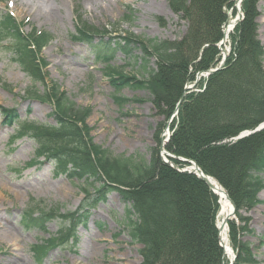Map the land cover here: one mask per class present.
<instances>
[{
	"label": "rangeland",
	"instance_id": "1",
	"mask_svg": "<svg viewBox=\"0 0 264 264\" xmlns=\"http://www.w3.org/2000/svg\"><path fill=\"white\" fill-rule=\"evenodd\" d=\"M46 1L53 8L52 14L38 11L36 15L37 8L29 14V7L25 8L27 13L23 10L26 0H0V264H141V245L131 239L126 228L128 204L120 193L101 192L96 199L86 196L83 187L93 194L91 185L74 175L70 166L69 170L60 169V158L37 154L38 142L45 138L62 144L55 128L45 125L59 124L56 100L48 101L42 95L46 87L57 86L76 109L81 108L84 122L71 120L90 143L115 155H140L150 160L152 150L159 149L166 138L168 120L177 103L158 104L143 88L119 90L115 81H123L120 76L131 74L138 64L125 65L126 48L114 46L132 39H181L188 30V21L175 12L171 0H159L157 6H148L150 0H111L106 6H91L85 0ZM225 10L228 20L237 16L234 6ZM8 14L22 22L24 32L35 29L50 34V43L37 58L46 84L33 86L26 65L16 58L17 43L6 27ZM252 22L249 27L257 29L264 44V0L256 3ZM85 26L101 33L95 39L83 37ZM78 32L83 36L78 37ZM232 35L233 31L224 46L227 53L233 45ZM100 41L109 45L102 46L107 53L104 60L95 58L100 48L93 42ZM219 52L220 59L223 55ZM228 56H232L230 51ZM107 62L115 67H107ZM151 64L155 66V59ZM135 76L140 80L139 75ZM188 82L195 81L189 78ZM204 84L202 79L194 89L200 90ZM117 90L120 98L130 101L122 102ZM10 111L16 122L7 119L2 124ZM24 122L30 127L21 136L18 131L24 130ZM31 122L37 125L36 138ZM159 161L171 165L160 155ZM176 165L183 166L178 162ZM259 199L261 202L246 214L255 236L246 240L256 243L260 239L264 242V189ZM41 208L56 215L47 213L41 218L39 230L27 229L21 221L22 212ZM230 223L231 240V228L239 227L240 222L235 219ZM6 231H11L9 238L2 236ZM12 236L17 237V246ZM252 259L251 264H264V246L258 253L253 251Z\"/></svg>",
	"mask_w": 264,
	"mask_h": 264
},
{
	"label": "trees",
	"instance_id": "2",
	"mask_svg": "<svg viewBox=\"0 0 264 264\" xmlns=\"http://www.w3.org/2000/svg\"><path fill=\"white\" fill-rule=\"evenodd\" d=\"M258 1L244 0L245 18L232 35V56L222 70L209 76L200 91L185 97L167 145L170 151L194 159L206 173L217 178L234 201L241 222L239 227L231 228L233 246L240 248L234 264H251L253 250L258 251L263 245L262 241L257 245L244 240L253 232L244 213L259 202L258 194L264 189V130L229 141L264 122V45L257 29L249 27ZM233 2L171 0L175 12L188 21L186 34L173 41L116 42V48L124 46L127 50L125 65L138 64L137 70L132 68L134 75L120 76L121 82L114 80L118 89L143 88L158 104L175 105L189 78L194 79L196 72L215 62L219 54L216 44L228 20L224 8L231 7ZM6 21L10 36L17 43L16 58L26 65L33 85L46 84L37 60L51 40L49 33L34 30L25 34L16 19L8 15ZM153 58L155 66L151 64ZM135 74L140 75V80H136ZM42 96L48 101L56 100L59 124L45 125L55 128L62 144L45 138L38 142L37 154L60 158V169H70L91 185L93 194L83 187L86 196L96 199L101 192L120 193L128 204L126 228L131 239L142 245L141 264H222L223 249L216 226L220 205L203 180L160 163L158 149H153L151 159L147 160L140 155H115L90 143L71 120L84 122V115L64 92L57 86L46 87ZM12 112L8 113L11 123L15 121ZM22 125L24 130L18 131L21 136L30 127L26 122ZM31 126L33 138L38 137L37 125L31 122ZM36 212L38 216H34ZM47 213L50 210L30 209L26 215L34 224L46 218ZM50 214L56 215L53 211Z\"/></svg>",
	"mask_w": 264,
	"mask_h": 264
},
{
	"label": "bare ground",
	"instance_id": "3",
	"mask_svg": "<svg viewBox=\"0 0 264 264\" xmlns=\"http://www.w3.org/2000/svg\"><path fill=\"white\" fill-rule=\"evenodd\" d=\"M85 1L91 6H97V5L106 6L108 2L111 0H85ZM23 4H24L23 10H25L27 13H28V9H25V8L29 7L30 9L29 14H31V12L34 11V9L36 8H37L35 12L36 15H38V11H40V13H47V14H52V11H53V8L49 5V2H47L46 0H26V3L23 2ZM147 4H149L148 6H157L160 3H159V0H150V3H147ZM234 22H235V18L231 17L230 22L227 24L225 28V44L228 42L230 33L232 32ZM224 52H226V50ZM213 182L217 186L216 191L218 193L220 203H221V214L218 219L220 239L224 246L225 256L227 260L230 261L232 260L234 256V251L232 249L230 238H229V224L226 225L225 220H227L228 218L230 220L234 218L231 214L233 212V204L231 200L229 199L223 186H221V184L216 179H213ZM0 193H2V190H0ZM230 220H228V222ZM10 235H11V231H6L5 233H3L2 236L3 238H9L8 236ZM10 238H11V241L15 243V246H17V243H16L17 237L13 238L12 236Z\"/></svg>",
	"mask_w": 264,
	"mask_h": 264
},
{
	"label": "water",
	"instance_id": "4",
	"mask_svg": "<svg viewBox=\"0 0 264 264\" xmlns=\"http://www.w3.org/2000/svg\"><path fill=\"white\" fill-rule=\"evenodd\" d=\"M241 1L242 0H236V6L238 7V9L240 10V7H239V4L241 3ZM240 18H241V13H240V15H239V17L236 19V21L235 22H238L239 20H240ZM225 32V31H224ZM225 38V37H224ZM223 44V42H221V44L220 45H222ZM222 65L223 64H220V66H218L217 68H215V69H210V70H208L207 71V74H212V73H214V72H216V71H218L219 69H221L222 68ZM203 75V73L202 72H200L199 74H198V77H197V80H199L200 79V77ZM184 96H185V93L183 94V96L181 97V99H180V101H179V104L177 105V108H176V111H175V113L178 111V109H179V105H180V103L183 101V99H184ZM173 117L174 116H172V118H171V120L173 119ZM171 120H170V122H171ZM262 128V127H261ZM260 128H257L255 131H257V130H259ZM246 135V133H242V134H240L236 139H238V138H242L243 136H245ZM168 141V139L167 140H165L164 141V143H166ZM161 150H162V152L164 153V154H167V155H169V156H171V154H169V153H166V151L163 149V145L161 146ZM179 159L180 160H183V161H185V162H188V163H190L191 164V166H189L188 168H186V169H181L180 171H187V170H189V172H191V173H194V174H196V175H198L199 177H200V179L201 180H203L217 195H218V193H217V191H216V188H217V186L214 184V182H213V177L212 176H210V175H208V174H206L200 167H199V165L195 162V161H193V160H191V159H184V158H180L179 157ZM227 193V192H226ZM227 195H228V193H227ZM229 197V196H228ZM229 199L231 200V198L229 197ZM231 202H232V204H233V212L231 213L232 214V216L234 215L235 216V210H236V207H235V204H234V202L231 200ZM221 214V211L219 212V214H218V216ZM229 219V218H228ZM227 219V220H228ZM227 220H225V224L227 223L226 221ZM219 237H220V234H219ZM221 246H223V244L221 243ZM224 247V246H223ZM235 258V257H234ZM234 258L231 260V263L230 264H233L234 263Z\"/></svg>",
	"mask_w": 264,
	"mask_h": 264
}]
</instances>
